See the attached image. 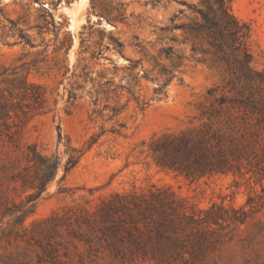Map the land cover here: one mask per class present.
I'll list each match as a JSON object with an SVG mask.
<instances>
[{"label":"rangeland","instance_id":"obj_1","mask_svg":"<svg viewBox=\"0 0 264 264\" xmlns=\"http://www.w3.org/2000/svg\"><path fill=\"white\" fill-rule=\"evenodd\" d=\"M181 1L197 2L0 0V264H157L150 258H113L104 226L93 215L113 193H147L152 185L169 187L195 209L216 203L248 212L243 222L212 224L198 257L185 253V261L173 256L165 264H264V205L250 210L245 204L248 196L256 204L264 200L257 166L244 162L240 172L190 180L158 163V143L196 139L218 106L216 99L230 95V76L212 53L194 55L179 29L159 33L180 9L175 22L193 19ZM230 8L248 25L252 67L264 73V0H232ZM119 9L124 21L114 19ZM113 39L122 43L121 50ZM167 45L183 59L164 93L157 94L162 68L174 62L159 53ZM209 89L215 90L211 96ZM112 107L120 113L112 116ZM217 128L221 125L212 124ZM28 144L57 153L62 164L22 218L32 192L20 179L32 172ZM68 147L84 154L64 174ZM131 248L122 247L128 255Z\"/></svg>","mask_w":264,"mask_h":264},{"label":"trees","instance_id":"obj_2","mask_svg":"<svg viewBox=\"0 0 264 264\" xmlns=\"http://www.w3.org/2000/svg\"><path fill=\"white\" fill-rule=\"evenodd\" d=\"M231 1L197 0L193 4L181 1L194 14L193 19L188 23L175 22V18L183 13L180 9L171 19L170 26L159 28L161 35L174 29L183 31L187 36L184 40L191 41L190 50L194 55L199 50L212 53L230 76L227 81L230 95L224 93L216 99L218 106L209 112L207 126L196 139L180 136L167 138L157 145L160 166L178 171L190 180L217 172H240L244 162L257 166L258 178L264 180V73L252 67V56L246 43L249 27L232 14ZM158 2L160 0H154V3ZM120 9L114 19L124 21V12ZM169 39L177 42L174 36ZM113 41L121 50L122 43L118 39ZM198 41L204 42L206 48L198 46ZM159 53L174 62L168 68H162L165 78L155 89L157 94L164 93V86L175 75L174 71L183 59L182 54L174 52L172 45L162 47ZM214 91L209 89L208 94L211 96ZM74 97L75 94L69 92L68 98ZM140 106L142 110L146 103ZM110 111L112 116L120 113L118 107H112ZM214 123L220 124L221 128L212 129ZM26 149L32 172L21 175L20 179L22 186L32 192L27 195L26 200L31 204L22 212V218L33 211L35 201L62 164L57 153L44 154L35 144H28ZM83 154V149L68 147L64 174L76 166ZM256 203L252 196L245 201L251 210L255 205H264L263 198ZM247 214L243 207L226 208L216 203L206 209H195L169 187L155 185L147 193L115 192L108 200H101L93 213L104 226L106 247L113 258L122 261L128 256L131 260L150 258L157 260V264H165L166 259L173 256L185 261V253L191 259L198 257L208 242L212 224L240 223ZM86 220L91 223L90 216ZM124 245L132 247L130 255L122 249Z\"/></svg>","mask_w":264,"mask_h":264},{"label":"water","instance_id":"obj_3","mask_svg":"<svg viewBox=\"0 0 264 264\" xmlns=\"http://www.w3.org/2000/svg\"><path fill=\"white\" fill-rule=\"evenodd\" d=\"M60 8H62V4L60 5ZM98 18H99L101 21H103V25H104V26H108L110 29H113V28H114L113 25L109 24L107 21H104V20L101 18V16H98ZM67 28H68V30H71V29H72V28L70 27V21L67 23Z\"/></svg>","mask_w":264,"mask_h":264},{"label":"bare ground","instance_id":"obj_4","mask_svg":"<svg viewBox=\"0 0 264 264\" xmlns=\"http://www.w3.org/2000/svg\"><path fill=\"white\" fill-rule=\"evenodd\" d=\"M70 27H71V24H70Z\"/></svg>","mask_w":264,"mask_h":264}]
</instances>
